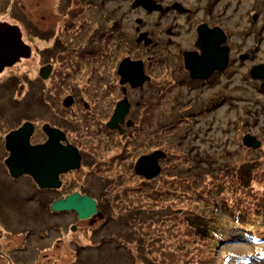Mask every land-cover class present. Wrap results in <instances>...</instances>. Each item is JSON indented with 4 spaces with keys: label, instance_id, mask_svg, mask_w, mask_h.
<instances>
[{
    "label": "rangeland",
    "instance_id": "rangeland-1",
    "mask_svg": "<svg viewBox=\"0 0 264 264\" xmlns=\"http://www.w3.org/2000/svg\"><path fill=\"white\" fill-rule=\"evenodd\" d=\"M161 1H163L162 8L165 9L164 11L170 10V7L173 8V6L168 7L164 5L165 3L167 4L169 0ZM180 1L179 3L184 8H186V6L194 8V13L192 15L194 20H196V18L200 19L206 16L209 17L205 10V4H207V9L209 12H211V14L218 13L219 16L217 17L220 18L222 27L231 34V43H235V41L239 43L242 39V34L244 37L245 32L247 30H251L252 34L254 35L248 32L245 37V41L241 43L243 45H240V47L232 50V53L235 56L242 57L243 61L245 62L244 66L240 67L239 64L236 65L237 69H239L240 76L242 74V70L245 71L247 64L250 65L253 61H264L263 27H261L263 33L259 35V41L262 42L261 45H259L257 55L253 58L252 55H250L251 51L246 50V47L251 46L254 40L257 42V27L264 26V0H256V6L251 9L252 14H250L246 9L250 8L252 1L254 0ZM102 2L104 3L102 5L103 7L102 9L100 7L98 11H102V14H105L107 11L109 12L107 13L108 15L113 14V18L116 19L115 22L117 26L120 24L124 30H130V34H133L135 27L139 25L141 30H151V33L148 34L152 38H155V41L157 39V44L160 42V38L167 36L169 39L173 38L172 35L165 32V22H167L169 18H160L159 15L156 16L158 12L146 11L140 7V5L133 6V0H102ZM20 3H22L24 6L21 7ZM82 3L80 0H0V17L8 20L9 22L22 26L23 30H27L26 23H29V21L37 23L42 21L46 28L52 31L53 37L57 34L59 37L61 36L60 33L63 34V30H66L64 29V22L68 18H72V20H79L80 17L85 16L84 20H86V18L89 17L88 15H90L88 14L89 10L92 15L100 13L91 7L89 8V3L85 1H82ZM154 3L159 4L156 2V0H154ZM234 4H236V7H234ZM225 6V13H219L221 8H224ZM73 7H75V10L71 11ZM157 10L162 11L160 9ZM74 11L77 12L75 15L73 14ZM64 14L65 17L62 18ZM137 18H139L140 21H137ZM183 18L184 15L178 16V21L181 24L180 27H183V30H188L189 28H187L185 24L186 21H183ZM212 18L215 19L216 17L212 16ZM105 21V26L108 27V22H110V20L107 18ZM25 33L26 32H24V34ZM240 33H242L241 37H238ZM24 34L23 36H25ZM130 38V49L128 48L126 51L122 50V53L119 52V50L121 51V47L119 50H117L119 55H116V62L114 64V73H116L113 81L115 84V90L113 89L111 94L109 93V90L105 91L104 93L100 92L103 88L108 89L107 86H109L110 89L114 87L111 86L112 84L110 81L99 83L98 85L100 86L96 85L95 89L93 90V92L97 91L94 93V95L98 98L103 97L104 100L108 102H110V99H113L114 103H116V101L121 99L124 93L128 91L127 89H129V83L125 82L120 84L117 80L119 76L117 74L116 64L124 55H129L133 58L141 57V54L138 51L141 48L137 47L138 50L134 49L136 47L133 48L132 46H134L135 42L132 40L131 36ZM92 39L97 42L98 37L93 36ZM30 40L33 43L31 44L32 48L34 49L33 57L17 61L20 58L19 56L14 61H17L16 63H11L14 66L11 68H5V70L3 69L0 72V120L2 122V128L4 131L11 124H15L25 119L34 120L38 124H42L45 121H51V119L54 118L52 115V113L54 114L53 111H58L59 109L64 110L61 108L63 105L62 102L64 101L63 97H65L72 89L70 87L73 84L76 85V83L73 82H64L63 78L61 77L62 74L59 73V76H55L51 83L48 84L49 91L48 96H45V100L43 97L36 99L35 94H33L32 98H20V91H24V89L28 87V91L34 92L39 88V85H41L36 83L38 82L37 79H31L30 77H36L38 66L44 61L42 58L43 56L39 57V51L45 46L50 45L51 41H53V39H51L50 41L45 42L44 40H39L33 36L30 37ZM59 46L65 45L63 42H60ZM51 49L52 48H50L49 59L53 62L69 64L70 71L73 72V68L75 67L74 62L78 59L77 56L74 55L75 53L71 50L69 51L67 49H62L58 54L59 58L56 57L55 59L54 57L56 50ZM168 49L174 52V45L168 46ZM165 58L166 60H170V62H163L162 65H157L159 68L154 67L153 69L160 70L162 73H158V75L151 73L149 79L152 78L153 80H159L164 77V70L166 69L165 67L168 64H172L171 59L174 58L171 54V51H165ZM155 63H157V61H155ZM86 71H90V69H83L79 73V75H83L84 79L80 80L81 83L77 84L80 87L86 86L88 88L90 82H87L88 76H86ZM98 72H100V75H105L107 70L103 71L100 67L98 68ZM9 74H13L11 81H14L10 84H8L9 82H5L6 80L4 79L8 77ZM236 76L237 73L230 78L228 77L227 79L223 77L217 82L216 85L211 87L209 91L199 94V97L196 96V94L199 92L194 94L190 93L189 95L188 90L183 88V90L188 93V96L185 94L186 96H182V99H175V101L178 100V104H181L182 102L188 100H186V98H189L192 105L196 107H203L204 105H207L209 101L216 100L215 98L217 96L213 97L215 94L213 91L218 87L224 86L226 80L227 84L225 85L233 87L230 88L232 93L239 95L241 94L242 96L233 101L228 99L225 102L219 103L217 107L210 113H204L201 115L199 114L198 120H196L194 124L191 122L187 123V126L191 127L188 128V131L184 135L186 137L184 147H191L188 150L185 148L183 149L188 152L189 155H192L193 159L197 157L218 156L221 160H223L222 162H228L230 167L232 164H238L235 158L239 154L237 151L239 142L238 138L236 141V131L233 129L238 126L236 121L239 119V113L242 115L243 120H245V125L242 128V132L244 131L245 133L248 131L251 134L255 133L259 139L264 140V105L262 108H258L259 104H252V101H250L251 99L246 97L247 95L250 96L249 94H251L249 88L244 85L245 81L243 79H240ZM23 79L25 80L23 81ZM147 81L148 80H145L143 85L140 87L142 90L130 92L129 95L132 97V99L131 97L129 98L130 108L125 115L124 122L120 123V128H122V126H129L130 122L127 116H131L130 110H132L134 107V98L137 97L138 94L141 93L142 96H146L157 87L160 89L161 84L158 83L160 81H157L156 83H147ZM222 81H224V83H222ZM22 82L24 83L23 87L20 86ZM58 82L60 84H58ZM121 86H124L125 89H121ZM57 90L59 91L58 93ZM16 91H18L17 97L15 94ZM80 91H83V89H80ZM89 91L91 90L89 89ZM217 91L226 92L229 90L221 88L217 89ZM60 93L63 95L59 96ZM154 93L151 95L149 100L146 99L148 96L143 97L147 104L142 107L139 106L137 109L139 113L138 122H142V118H144V116L146 117V114L149 116L148 118L152 119V121L156 118L155 110L154 108H151L153 105H151L149 109H146V106H150V103L152 104L155 101H160L161 105L158 109H156L157 112L161 111L160 108H163L164 111L168 110L167 104L169 101L171 104V100L169 99L170 97L168 98L166 94H163L164 96L157 99ZM194 96L196 97L193 98ZM257 98L259 99L260 104H264V94H258ZM40 100L50 104L49 112L44 111L41 106H39ZM172 100L174 101V99ZM100 101L103 102V99H100ZM93 103V109L103 110L101 113L104 112L105 115V113L108 112L107 114L109 117L111 116L113 106H115V104L111 107L107 104L101 107L102 103L96 104L95 100ZM181 106L182 105H180V109H177L178 111L184 110V108ZM252 107L258 108V111H255L253 116L257 119L256 124H252L254 118H250L252 114ZM73 109L76 110L77 108L74 107ZM177 110L175 111L177 112ZM80 112L81 111H76L77 119L82 115ZM72 115V112H70L69 115L67 114V120L74 119V116ZM83 117H85V115H83ZM105 119L106 118H104V120ZM77 126L79 127L78 123ZM230 127H233V129H230ZM141 129L142 130L139 132L146 131L143 128ZM151 129L152 126H150L149 130ZM81 130L83 129L80 128V134H85L82 133ZM173 132H176V129H174V131H169L168 133L163 132V136H160L162 142L159 141L160 137L157 134L156 137H153L150 140V146L148 145L147 147L149 150L151 148V150L158 149L164 151L165 155L162 158L166 156V150L169 151L170 153L168 154H172L171 160L174 161V152L177 154L178 152L174 150V146H170L174 145L173 143H176L177 139ZM137 133L138 132L134 134L136 135ZM38 138L39 135L35 134L32 136L31 141L34 142V140H37ZM140 141H142V143L146 142L145 139H140L139 142ZM79 147L80 149L82 148V146ZM115 148L116 147H105L102 149L99 147V151H92L91 155L95 154L94 159L97 162H90L91 158L89 157L83 158V160L81 159V164L84 163L83 166L80 164L79 168H74L72 171L68 170L60 174L59 178L62 182V185H60L59 188H56V192L49 190L54 188H39L41 190L38 191L36 195L34 194V196L28 198L29 196L26 195L33 193L35 190L34 185H36V183L28 174H20L17 178L10 177L8 168L5 166V164H3V159L8 154V152L4 149V147H0V220H2V222H0V251L3 253L2 254L0 252V254L2 257H4L1 258L0 256V264H9L8 261H11L10 264H69L70 262H72L71 264H163L165 260H168L169 254L172 257L170 258L172 260L169 261L171 264V262L174 263V258L176 259L178 255L174 250V247L177 248V241H183L186 239V242L184 243L185 248L191 247L190 241L192 239V229L187 228L189 222H186L182 218L183 215L184 218L190 216L189 213H186L188 210L196 211L197 213L201 212V214H205L206 217L209 216L210 219H213L212 225L215 232L213 230L210 231V235L212 234L213 238L211 237L208 239L206 237V240L205 238L201 240L200 256L206 258L208 261L206 264H264V179H248L243 180L242 182H236L235 178L220 176L216 170H214L216 174L214 173L205 176L204 170L199 168L196 169L197 174L195 173V169H193V171L190 173L180 175L183 180H177L174 178L176 175L172 176V178H169L170 176H165L167 173L171 174L170 172L172 171L166 170L170 162H162V158H159L158 161L161 167L160 172L151 177H156L157 179L148 181L147 184L156 188L157 190H160L162 188L164 189L167 183V187L170 188V186H172L170 182H173L174 187H172L174 192H171L165 188V193L156 196V199L152 196H149V198L145 197V199H143L146 201L144 206L147 210H143V207H140V209H142V214L147 216L148 219L146 221L150 220V223L144 224V221H142V225H140V223L137 221L138 219H134L137 215L140 216L141 213L135 212L137 206H131V203H134L133 201H130V204L126 203L123 205V207H120L121 200H119V198L121 195H119L118 199L117 196L114 200H112V206L114 208V214H112V216L115 217L114 220L120 218L118 217L117 212L118 207H120L122 210H127L128 212L126 211V215L123 218H120L122 223H120L121 220H117L118 225L116 226V232L112 238H109V240L112 241H109L104 248L98 250V255L94 253L95 248H88L90 247V243L93 242L98 236L96 227H98L101 220L103 219V215H101L98 210L95 214L88 218H79L75 212L65 210L63 213L55 216L56 219L54 218L53 221L52 218H50L52 217V214L47 212L46 209L44 210L42 205H39L40 199L43 200L47 198L52 200L54 198H63L65 195L75 191H79L80 193L86 192L87 185L84 183L85 181L83 180V173L85 170H92L98 173L99 168L104 167L101 166V163H99V159L106 161V163L116 160L119 149ZM125 148L126 149H123L121 159L128 161L130 159L129 152L132 150V146L128 145ZM146 150L148 151V149ZM262 150L263 157L258 158V160L255 161L257 167L256 169H259V171L264 170V147ZM231 152L237 153L233 154L232 156ZM246 152H248L246 156L249 157L248 154L251 152V150H247ZM259 152L260 151H257L255 154H259ZM251 153L252 155L250 157L252 158L254 156V152ZM181 158L185 159L186 156L182 155ZM121 159L118 158L119 162ZM137 159L138 157L136 160ZM171 164L174 165V163ZM198 166L203 167L204 165L203 163H199ZM134 175L135 178L133 179L132 187L135 185V182L139 181L140 177L141 180L143 178L141 175ZM196 176H198L199 180L196 179ZM112 177H108L110 188L113 187L112 185H114V183H117L116 187L119 190V187L123 182L117 179L115 180V178ZM120 178L123 179L122 176H120ZM146 180H150V178H146ZM187 181L188 186L186 185ZM96 186L97 185L95 184L94 187L96 188ZM130 188L131 187H129V190L125 191L126 194L122 195L123 198H126L125 202L131 200V193L133 190ZM110 195L112 197L111 191ZM220 199L223 200L222 204H218ZM228 204L232 205L233 208L239 204V207H241L242 222L232 220V218L226 213L228 211L226 210V205ZM126 205H129V208L124 209L127 207ZM39 207L41 209V214L37 213L38 224L35 226L32 224V208L35 209ZM172 211L174 212V219L171 221L172 224L170 223V226L169 220H171L173 217L171 214ZM8 217L10 219H8ZM164 218L169 219L165 221ZM42 219L44 221V227L42 230H40L39 223L42 221ZM50 220L52 224H48L49 226H47L46 224L50 222ZM157 220L159 224L156 223ZM166 222L168 223L167 228L164 227ZM73 224H75V226ZM39 232L42 234V236L39 235ZM182 232L185 234L183 235ZM11 251H13L12 255ZM6 252H8L9 257L4 255ZM176 264H180V262L176 261Z\"/></svg>",
    "mask_w": 264,
    "mask_h": 264
},
{
    "label": "flooded vegetation",
    "instance_id": "flooded-vegetation-1",
    "mask_svg": "<svg viewBox=\"0 0 264 264\" xmlns=\"http://www.w3.org/2000/svg\"><path fill=\"white\" fill-rule=\"evenodd\" d=\"M82 1L89 3V8L91 7L95 11L100 12V13L99 14L96 13L95 15H92V13L90 12V10L88 8V10H89L88 14H90V15H88L89 17H87L86 20H84L85 16L80 17L79 20H77V19L72 20V18H68L64 22V29H66V30H63V34L60 33L61 36H59V37L57 36L58 34L53 37L52 31L48 30L46 28L45 24L42 23V21H40V23L29 21V23H26L27 30H23L22 26H19L16 23L9 22L8 20L0 17V37L3 38V35L6 33L5 30H14V27L8 26L10 23H12L10 25L14 24L13 26H15V25L18 26V28L20 30L21 40L24 41V43L26 44V47H23L22 49H20V52H22V55L20 56V58L17 61H20L21 59H29V58L33 57L34 49L31 46V44H33L32 41L30 40L31 36L36 37L39 40H44L45 42L53 39V41H51L50 45L45 46L44 48H42L39 51V55H40L39 57L43 56L42 58L44 59V61L39 64L37 72H36V77H34V78L30 77L31 79H37L38 82H36V83H39L41 85H39V88L34 92L28 91V87L26 89H24V91H20V94H21L20 98H28V97L32 98L33 94H35L36 99L43 97V99L45 100L46 99L45 96L46 95L48 96V91H49V85L48 84L51 83L52 79H54L55 76H59V73H60V74H62L61 77L63 78L64 82H69V83L73 82V83L77 84V83L81 82L80 80L84 79L83 75H79V73L83 69H86V68L90 69V71H86V76L89 77V78L87 77V81H90L91 79H95V80L99 79L98 81H102V82L113 81L114 76H115V73H114L115 65L114 64L116 62V55H119L117 53V48H120L125 42L126 45H124V47H121V49L122 48L125 49L124 51H126L128 48L130 49L131 48L130 36H131L132 40L135 42L134 44L136 46V48H134V49H137V47H142L145 50H150V52L152 50H155L154 52L158 55V57H160V58L162 57L164 62H168V63L170 62V60H168V59L166 60V58H165V51H171V54L174 57L173 59H171L172 64H168L165 67L166 69L165 68L164 69L167 70V67H169V68L171 67L172 70L174 69V75L172 77L173 78L172 80L174 81V101L177 98L182 99V96H184L185 94L188 96V93H186L183 90V88H186L188 90L189 95H190V93L194 94L196 92H199L196 94V96L199 97V94H203L206 91H209L211 89V87L216 85L217 82L220 79H222L223 77H225L227 79L228 77L230 78L234 74L237 73L236 77H239L240 79H243L245 77V79H243L245 81L244 85L246 87H248L250 90V93H251V94H249L250 96L247 95L246 97H251L250 101H252V104H256V105L259 104L258 108H262V106L264 105L263 103L260 104L259 99L257 98L258 94H264V79L255 77L251 73L252 66H254L256 64L264 63V61H262V62L253 61L252 64H250V65L247 64V66L245 67V71L242 70V74L240 76L239 75V69H237L236 65L239 64V66L241 67V66H244L245 62L243 61L242 57L235 56L232 53L233 49L240 47V45H243L241 43H243V41H245V37L248 34V32L250 34H252L251 30H247L245 32L244 37H243L242 33L239 34L238 37H241V34H242V39L240 40L239 43H237L236 41H235V43H231L230 42L231 34L222 27V25L220 23V18L217 17V16H219V14L218 13H212L211 14V12H209L207 9V6H206L207 4H205V10H206L207 14L209 15V17L206 16V17H203L200 19L196 18V20H194V18L192 16L194 13V8H191L188 6H186V9H187L186 11L185 10H179L178 8H175V7H173V8L170 7L171 8V9L169 8L170 10L159 11L157 9L148 10L145 7L140 5V7H142L146 11L158 12V14L156 16L159 15L160 18H163V17L169 18V20L167 22H165V24H166L165 25V28H166L165 32L167 34L172 35L173 40L169 39L167 36V37L160 38V40H159L160 42L157 44V42H156L157 39L155 41L154 40L155 38H152L148 34V33H151V30H141L140 29L141 27L139 25H137L135 27V30L133 31V34H130V30H124L120 24H118V26H117V24L115 22L116 19L113 18V14L108 15L107 14V13H109L108 11L105 12V14H102V11H98L100 7H101V9L103 7L102 5L104 3L102 2V0H80L81 3H82ZM179 1L180 0H169L168 3L167 4L165 3L164 5L169 7V6H172L173 4L175 5L176 3H179ZM156 2L161 4L163 7V1L156 0ZM20 6L23 7L24 5L22 3H20ZM96 6H98V7H96ZM137 6H139V5H137ZM73 10H75V7H73L71 9V11H73ZM76 13H77L76 11L73 12L74 15ZM100 15L102 18L100 17ZM180 15H182V16L184 15L183 21H186L185 24H186L187 28H189L188 30H183V27H180L181 24L178 21V16H180ZM212 16L216 17V18L213 19ZM107 18L110 20V22H108L109 23L108 27L105 26V23H106L105 19L107 20ZM136 20L140 21L139 18H137ZM250 23H251V21H250ZM72 24H74V25H72ZM179 27L181 30L179 29ZM214 27H216L217 29L216 30H210L211 28H214ZM200 31H203L204 35L200 36V34H199ZM257 31L258 30H256V33H257ZM24 32H26V33L24 34ZM142 33H145V36H142L141 39H139V36ZM23 34L25 36H23ZM223 34L225 35V41H221ZM252 35H254V34H252ZM93 36L98 37L97 42H95L92 39ZM148 39H151V42L146 44L145 40H148ZM253 39H254V37H253ZM202 41L204 44L206 43L207 46H209V47L212 46V48H216V46L221 47V46L226 44L228 46V62L222 68H214L213 71L209 75H207L206 77H193L190 74V70L185 66L184 52L190 51V52H194L196 57L200 56L202 49L199 46V44H201ZM60 42L61 43L63 42L65 46H59ZM198 42H199V44H198ZM254 42H255V40L253 41V43ZM170 43H172V44H170ZM93 44H95V45H93ZM171 45H174V52L172 50L168 49V46H171ZM132 47H134V46H132ZM249 47H251V46L246 47V49ZM50 48H52L51 50H53V49L56 50L55 51V57H54L55 59H56V57L59 58L58 54L60 53V51L62 49H67L69 51L71 50L72 52H74L75 53L74 55L77 56V58H78L74 62V64H75L74 65L75 67L73 68L74 71L73 72L70 71L69 64H63V63L51 61L49 59ZM119 52H122V51L119 50ZM142 52L143 51H139L140 54ZM148 55H149V53H148ZM125 57H129L130 59H141L143 61V67H144V71H145L146 65L144 63V57L142 54H141V57H138V58H133L129 55L122 56L121 59L119 60V62L116 64L117 68H118L121 60ZM16 62H14V63H16ZM14 63H12V64H14ZM12 64H6L7 66L3 65L2 67H0V72L3 69L5 70V68H8V67L11 68L12 66H14ZM105 64L108 65L107 69H106L107 72L105 75L101 74L102 78H100L99 77L100 72H98V68L105 67ZM42 67H43V69L45 67L48 68L47 74H45V76L41 74V68ZM108 67H110V68H108ZM111 69H112V72H111ZM91 72H94V74L91 75ZM193 72H194V74H196V73L201 74L200 69L197 67H194ZM80 76H81V78H80ZM86 76H84V77H86ZM118 76H119V74H118ZM11 77L13 78V74H9L8 77L4 78L6 80L5 82H9L8 84L14 82V81H11L12 80ZM169 78H171V77H169ZM24 80L25 79H23V81ZM118 82L120 83V76L118 78ZM222 83H224V81H222ZM0 84H1V81H0ZM58 84H60V83L58 82ZM120 84H122V83H120ZM225 84H227V80H226ZM225 84H224V86L221 85L222 87H218L217 89L224 88V89H228L230 92L229 91H226V92L217 91V89H216L213 91L215 93L213 95V97L221 95L222 93H228V94H231L232 96L236 95L239 98L242 97L241 94L239 95V94L232 93L230 88H233V87H229ZM20 86L23 87L24 83L22 82L20 84ZM111 86H113V87L115 86L114 82L112 83ZM128 86H129V84H128ZM107 87L109 88V86H107ZM235 88H238V87H235ZM121 89H125V87L121 86ZM108 90H109V93L111 94L112 89H110V88L107 90L104 89L103 91H100V92L104 93L105 91H108ZM127 90L128 91H126V93H124L123 97L126 96L128 99V102L130 104L129 98L131 96L129 94L132 90H130V89H127ZM17 92L18 91H16V93H15L16 97H17ZM58 92L59 91L57 90V93ZM95 92H97V91H95ZM95 92H93V91L82 92V91H75V90L71 89L68 93L66 92L67 95L65 97H63L64 101L62 102V104L66 106V108H63V109L64 110L67 109L68 111H70V109L72 108V104L73 103L75 104L78 101V99H80L81 97L82 98H84V97H89V98L95 97V99H94L95 103L96 104L102 103L101 107L106 105V104L109 105L110 107L114 104L116 106L117 101L120 100L119 99L116 101V103H114V100L110 99V102H108V101L104 100L103 97L98 98L97 96H95L94 95ZM62 95H61V93L59 94V96H62ZM196 96H194L193 98H195ZM100 99H103V102L100 101ZM187 99H189V98H186V100ZM33 102H36V101H33ZM210 102L211 101H209L208 104H210ZM67 105H69V106H67ZM39 106H41V108L44 111L49 112V110H50V104H47V103L43 102L42 100L39 101ZM115 106H113L112 114L114 112ZM187 106L190 108L194 107L192 105V103H189ZM198 107L200 108V106H198ZM258 108L252 107L251 118H254L253 116L255 114V111H258ZM53 112H54V114L52 113V115L54 116V118L51 119V121H45L42 124H38L34 120L25 119L23 121H19V122L15 123V124H11L5 131L2 128L3 125H2V122L0 120V147H4V149L7 150L5 147L6 135L11 130L18 128L22 124V122H24L26 120L31 121L33 124L32 133L30 135V141L32 140V136H34L36 134V135H39V138L37 140H34V142H32V141L31 142L32 143L44 142L47 139V134L43 130L42 126L44 123H48L52 127L59 128L64 133V138H63V140H61V142L63 144H72L78 148V151L80 154V162H81V153H80V148H79V146H80L79 142L80 141H79V135H77V131H76V128L78 127L77 123H74V122H72L70 124H68V122L62 123V122H60V121H62V118L60 117V114L58 113L59 111H53ZM174 112H175V114L177 113L176 111H174ZM200 112H201V110L198 111V113H200ZM106 113H108V112H106ZM198 113H196V115L193 118H191V119L188 118V119L194 120V122H196V120H198ZM112 114H111V116H112ZM111 116L108 117V119L106 120L107 127H109L110 129H114V128L118 129L116 127L108 126V121L111 118ZM238 116H240V113L238 114ZM60 118H61V120H60ZM5 120H8V119H5ZM180 123L181 122L176 123V125H180ZM252 124H256V121L255 122L253 121ZM126 128L127 127L122 126V128L120 130L118 129L119 133L120 134L123 133ZM78 133H80V132H78ZM246 133L251 134L250 132L247 131L244 133V135ZM252 135H254L258 140H260L261 143L257 147H254V148H253V146H249V147H252L254 149V151H256V152L260 151L259 153H262L263 152L262 148L264 147V140L259 139L255 133ZM124 141H126L127 146L132 144V142L129 141L128 139H125ZM242 142H243V137H242ZM131 146H132V150L129 152L130 153V156H129L130 159L128 160V162L130 164V168L133 171V174L141 175V174L135 172L134 162L136 161L137 157H140L141 155L148 154L153 150H151V148H150V150H151L150 151L146 145V142L142 143V141L138 142L137 145L132 144ZM146 149H148L149 152ZM7 152H8V150H7ZM118 153L119 152H117V154ZM8 154H9V152H8ZM8 154L5 156V158L8 156ZM4 159H3V164H5ZM5 166H6V164H5ZM8 172H9V169H8ZM23 174H26V173H23ZM9 175H10V172H9ZM141 176L144 177L143 175H141ZM10 177H12V176L10 175ZM144 178H146V177H144ZM61 185H62V182H61ZM54 189H56V188H54ZM84 193L92 196L91 194L88 193V191H86ZM93 198H95V197H93ZM54 199H52L49 202L50 208H51V202ZM95 200H96V198H95ZM64 211L65 210H62L59 212H64ZM67 211H73V210H67ZM8 219H10V218L8 217ZM0 222H2V220H0ZM4 222H7V221H4ZM73 225L75 226V224H73ZM12 252L13 251H11V255H12ZM6 254H4V255L6 257H9L8 252H6ZM0 256H1V254H0ZM1 258H4V257L1 256ZM8 263L10 264L11 261H8Z\"/></svg>",
    "mask_w": 264,
    "mask_h": 264
},
{
    "label": "trees",
    "instance_id": "trees-1",
    "mask_svg": "<svg viewBox=\"0 0 264 264\" xmlns=\"http://www.w3.org/2000/svg\"><path fill=\"white\" fill-rule=\"evenodd\" d=\"M237 1H242V0H237ZM255 3H256V0L252 1L250 8L246 9L250 14H252L251 9H253V7L256 6ZM234 7H236V4L234 5ZM225 11H226V6L224 8H221V11L219 13L224 14ZM235 11H236V8H235ZM64 17H65V15L62 18H64ZM252 23H253V21H252ZM72 25H74V24H72ZM261 27H263V29H264V26L257 27V29H256V30L259 29L257 31V35H258V37L256 39L257 42H254L251 45V47L246 49V50L251 51L250 55H252L253 58L257 55V52L259 50V45H261V42H262V41H259V35L261 33H263V30ZM124 45H126L125 42L121 47H124ZM134 47H136L135 44H134ZM139 48H141V49L138 51H143L141 54L144 57V61H145V65H146L145 66V72L149 76H151V73H153L154 75H158V73L161 74L162 72H160V70H153V69H154V67L159 68L157 65H162V63L164 62L162 57L161 58L158 57V55L154 51L150 52V50H145L142 47H139ZM117 50H119V48H117ZM122 50L124 51L125 49L122 48L121 51ZM120 53H122V52H120ZM148 53H149V55H148ZM155 61H157V63H155ZM107 66L108 65L105 64V67H101V70L105 71L107 69ZM108 68H110V67H108ZM155 71H158V72H155ZM94 72H91V75H93ZM164 72L166 74L164 73V77L162 79H159V80H156V79L153 80L152 78L148 79L147 83H156L157 81H160L158 83L161 84V86H160V89L157 87L155 90H153L152 92L147 94L146 96H148V98H146V99L149 100L151 95L154 92H155L154 95L157 99L164 96L163 94H166L167 97L168 98L170 97L169 99L171 100V104H170V101L167 104L168 110L164 111L163 108H160L161 111L157 112L156 109H158L160 107L161 103H160V101H155L152 104L150 103V106H146V109H149V107H151V105H153L151 108L152 109L154 108L156 118L152 121V119L148 118L149 116L146 114V117L144 116V118H142V122L141 121L138 122V120H139L138 114L139 113H138L137 109L139 108V106L142 107V106L147 104V102H145L144 98H143L146 96H142L141 93L138 94L137 97L134 98L135 99L134 104H133L134 107L132 108V110H130L131 116H127L130 124L125 129V131L121 134L119 133L118 129H115V128L110 129L109 127H107L106 120L109 117V115L107 113L104 115V112L101 113V111H103V110L92 108V106L94 104L93 101H94L95 97H91V98H82L81 97L80 99H78V101L75 104L74 103L72 104V108L70 109V111H68L67 109L66 110H60V109L58 110L59 111L58 113L60 114V117L62 118V121H60V122H62V123L68 122V124H70V122H72L75 119L73 122L78 123V125H79V127L76 128V131H77V135H79V141H80L79 144H80V146H82V148L80 149L82 160H83V158L89 157V158H91L90 162L96 161L94 159L95 154L91 155V153H92V151L93 152L99 151L98 150L99 147H101L102 149H104L105 147H110V148L116 147L119 149L118 154L120 156L117 154L118 156L116 157L117 158L116 160H112L111 162L106 163V161L99 159V161H100L99 163H101V166H104V167H100L98 170L99 171L98 173H96L95 171H92V170H85V172L83 173V175H84L83 180L85 181L84 183H86V185H87L86 191H88L89 194H91L93 197L96 198V201L98 203L97 204L98 211H99V213H101V215H103V219L101 220L98 227H96L98 236L94 239L93 242L90 243V247H88V248H95L94 253H96L97 255L99 254L98 250L104 248L108 244L109 241H112V240H109V238H112L114 236V233L116 232V229H117L116 226L118 225L117 220H121L120 218H123L126 215L125 212L127 210H122V209H120V207H123V205L126 203L130 204L131 203L130 201H133L134 203H131V206H133V205L137 206V209H135V212L142 214V211H141L142 209H140V207H143L144 208L143 210L146 209V207L144 206L146 201L143 200V199H145V197L149 198V196H152L153 198L156 199L157 198L156 196H159V195L165 193V191H164L165 188L171 192H174V190H173L174 183L170 182V181L169 182L173 187L172 186H170V188L167 187L168 186V183H167L166 187H164V189L162 188L160 190H157L156 188L149 186L147 184L148 181H151L153 179L154 180L157 179L156 177L150 178V180H146V178H144V177L141 180V177H140L139 181L135 182L134 183L135 185L132 187V185H133L132 182H133V179L135 178V175L133 174V171L130 168L129 162L121 159V155L123 154L122 151H123V149H126L125 146H127L126 141L124 142L125 139H128L129 141H131L133 145L137 144V142H139L140 139H145L146 145L150 146V143H149V142H151L150 140L153 137H156L157 134L160 137V136H163V132L168 133L169 131H174V129H176V132H173L174 135H176V137H177L176 143H173L174 145H170V146H174V150L176 152H178V154L174 152V161H172L171 160L172 154H168L170 152L166 150V152H167L166 156L161 159L162 162H170L168 164V168L166 170L167 171L170 170L172 172H170L171 174H168V173L165 174V176H170L169 178H172V176L176 175V176H174V178H176L177 180L178 179L181 180L182 179L180 177L181 174L190 173L193 171V169H195V173L197 174L196 169L202 168L204 170L205 176H208V175H211L214 173L216 174V172H217L222 177L225 176V177H229V178H235L236 182H242L243 180H248V179H250V180L251 179H254V180L264 179V170L259 171V169H256L257 167L255 164V161H257L258 158L263 157V155H262L263 153L255 154L256 151H254V149L252 147L246 146L242 142V137L244 135V131L242 132V128L245 125L244 124L245 120H243V117L241 114L239 116V119L236 121L238 126L235 129H233V127L232 128L230 127V129H233L234 131H236V134H235L236 135V141L238 138V142H239V145L237 148L238 149L237 151L239 152V154L235 158L236 162H238V164H232L230 167L228 162H222L223 160H221L218 156L197 157V158L193 159L192 155H189L188 152H186L183 149V148H185L184 143H185V138H186L184 135L188 131V128L191 127V126H187V123H189V122H191L192 124L195 123L194 120L190 121L188 118H190V119L193 118L196 115V113H198V111H200V110H201V112L198 113V115L204 114V113H210L213 109H215L217 107V105L219 103L225 102L228 99L233 101L239 97H237L236 95L232 96L231 94H228V93H222L221 95H218L215 98L216 99L215 101H211L210 104H208L206 106L204 105L203 107L199 108L198 106L196 107L193 105L194 107L190 108L187 106L189 103H191L189 99L185 102H182L181 104H178V100L177 101L172 100V99H174V81L172 80L173 79L172 77L174 75V69L172 70L171 67L170 68L167 67V70H164ZM155 73H157V74H155ZM99 77L102 78L101 75H99ZM169 77H171V78H169ZM243 79H245V77ZM98 80L92 79L91 81H87V82H90V85L88 88L91 91H93L95 89L96 85H98L99 83H102V81H98ZM113 81H111V84L113 83ZM91 82H92V84H91ZM66 83H69V82H66ZM79 83H81V82H79ZM98 86H100V85H98ZM128 87L132 91L142 90L140 88L141 86L132 87L129 85ZM70 88H72L75 91H80V89H83L82 92H90L86 86L80 87V86H78V84H76V85L73 84ZM103 89L101 91H103ZM113 89L115 90V86H114V88H112V90ZM105 90H107V89H105ZM249 98L251 99V97H249ZM180 105H182L181 107L184 108L183 111L177 110V109H180ZM67 106H69V105H67ZM74 107L77 109L76 110L73 109ZM61 108H66V106L62 105ZM99 110H100V112H99ZM175 110H177L176 114L174 112ZM76 111H81L80 114H82L78 119H77ZM146 111H148V110H146ZM70 112H72V114H73L72 116H74V119H72V120L68 119L67 120L66 116H67V114L69 115ZM83 115H85V117H83ZM61 118H60V120H61ZM104 118H106V119L104 120ZM250 118H251V116H250ZM256 120H257L256 117H254V122ZM179 122H181L180 125H176V123H179ZM82 124H83V127H82ZM232 125H234V124H232ZM150 126H152L151 130H149ZM80 128L83 129L81 131H82V133H85V134L81 135L80 133H78L79 132L78 130H80ZM141 128H143L146 131L139 132V130H142ZM131 130H132V132H131ZM136 132H138V133L135 135L134 133H136ZM159 141H161V137H160ZM190 147L191 146H189V148ZM189 148L187 147L185 149L188 150ZM247 150H251V152H254V156L252 158L250 157L252 155L251 152L248 154L249 157L246 156V154L248 153V152H246ZM236 153L237 152H231L232 156H233V154H236ZM182 155H185L186 158L185 159L181 158ZM118 158L121 159L120 162H119ZM171 163H174V165ZM199 163H203L204 166L203 167L198 166ZM83 164L84 163H82L81 165L83 166ZM214 170H216V172H214ZM177 174H178V176H177ZM110 176L111 177L113 176L112 178H115V180L117 179L123 183H125V182L126 183L125 184L121 183L119 190L116 187L117 183H114V185H112L113 187L110 188V182L108 181V177H110ZM120 176H122L123 179L120 178ZM196 179L199 180L198 176H196ZM95 184L97 185L96 188L94 187ZM122 184H123V187H122ZM36 185H34L36 188L34 187L35 190L33 191V193L26 195V196H29L28 198H30L31 196H34V194L36 195L38 193V191L41 190V189H39L40 187L38 185L37 186ZM186 185L188 186V181H187ZM189 186H191V185H189ZM129 187H131L130 189L133 190V192L131 193V200H129L128 202H125L126 198H123L122 195L126 194L125 191L129 190ZM49 190L55 191V192L57 191V189H49ZM110 191H111L112 197L110 195ZM20 195H21V193H20ZM119 195H121L120 198H119ZM116 197H117V199L119 198V200H121V202H120L121 206L117 208L118 217H120V218H117V220H114L115 217L112 216V214H114L113 213L114 208L112 206V200H114ZM42 201H43V203H42ZM50 201L51 200L47 199V198H45L43 200L40 199L39 205H42L44 210L46 209L47 212L52 214V217H50V216L49 217L52 218V220L54 221L55 216H58L59 214H61L63 212L53 211L49 205ZM219 201L220 202L218 204L223 203L222 199H220ZM123 202H125V203H123ZM226 206H227L226 210H228L226 213L232 218V220L242 222L241 207H239V204H238V206H235L234 208L230 204H228ZM127 208H129V205L127 207H125L124 209H127ZM32 209H33L32 210V214H33L32 215V224L36 226L38 224L37 223L38 214H41L40 213L41 209H40V207L35 208V209L32 208ZM117 212H115V213H117ZM186 213H189L190 216L184 218V215H183L182 218L186 222H189V224L187 225V228L192 229L191 230L192 231L191 232V238L192 239L190 241L191 247L185 248L184 243L186 242V239H184L183 241H177V248L174 247V250H175V253L178 255H177L176 259L174 258V263L171 262V264H176V261L180 262V264H206L208 262L206 260V258L205 257L203 258L202 256H200L201 240L203 238H205V240H206V237L208 239H210L211 237L213 238L212 234L210 235V231L213 230V225H212L213 219H210L209 216L206 217L205 214H201V212L197 213L196 211L188 210ZM141 214H140V216L137 215L134 219H138L137 221L140 223V225H142L141 224L142 221H144V224L150 223V220L146 221L148 219L147 216H144L143 214L142 215ZM171 214L173 215V217L171 218V220H169V224L174 219V212L172 211ZM169 218H170V216H169ZM169 218H167V219L164 218V220L167 221ZM120 223H122V220L120 221ZM156 223H158V220ZM39 224H40L39 228H40V230H42L44 227L43 219ZM48 224H52L51 220L46 225L49 226ZM53 224H55V223H53ZM171 224H170V226H171ZM164 227L165 228L168 227L167 222L165 223ZM27 233H29V232H27ZM43 233H46V232H43ZM182 234L184 235L185 233L182 232ZM192 234H194V235H192ZM39 235L42 236V234H40V232H39ZM219 235H220V233H219ZM174 245H175V243H174ZM76 252H77V250H76ZM170 258H172V257L169 254L168 260H165L163 264H170L169 261L172 260ZM71 263L72 262H70L69 264H71ZM76 263H78V262H76Z\"/></svg>",
    "mask_w": 264,
    "mask_h": 264
},
{
    "label": "water",
    "instance_id": "water-1",
    "mask_svg": "<svg viewBox=\"0 0 264 264\" xmlns=\"http://www.w3.org/2000/svg\"><path fill=\"white\" fill-rule=\"evenodd\" d=\"M132 5H141L148 10H165L160 4L154 3V0H133ZM172 6L179 10H187L180 3ZM8 26L14 27V30H5L6 33L3 38L0 37V67L13 63L22 55L20 49L26 47V44L21 40L19 28L10 24ZM216 29L214 27L210 30ZM199 34L200 36L204 35L203 31H200ZM142 36H145V33H142L139 39ZM221 41H225L224 34ZM150 42L151 39L145 40L146 44ZM199 46L202 52L198 57L195 56L194 52H184L185 66L190 70L191 76L206 77L214 68H222L227 64L228 46L226 44L212 48L202 41ZM194 67L199 68L201 74H194ZM47 69L42 67L41 74L45 76ZM117 73L120 76V83L127 82L132 87L142 86L143 82L149 79V75L144 72L141 59L123 58L117 68ZM251 73L255 77L264 79V63L252 66ZM129 105L126 96L117 101L114 112L108 121V126L120 130V123L124 121ZM42 128L47 134V139L41 143L30 142L33 129L31 121L26 120L18 128L11 130L5 137V147L9 154L4 159V163L13 178L26 173L33 178L40 188H58L61 185L60 174L80 167V154L75 145L61 142L64 133L59 128L52 127L48 123H44ZM243 142L245 145L253 147H257L261 143L249 133L243 136ZM164 155V151L158 149L141 155L134 163L135 172L146 178L155 176L161 170L158 163L159 158ZM51 209L53 211L73 210L79 218L91 217L98 210L95 198L78 191L69 193L63 198L54 199L51 202Z\"/></svg>",
    "mask_w": 264,
    "mask_h": 264
}]
</instances>
